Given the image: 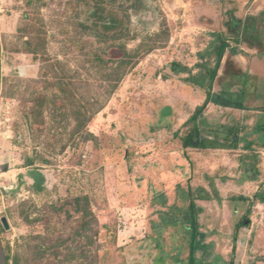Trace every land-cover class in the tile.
<instances>
[{"label":"rangeland","instance_id":"374dc122","mask_svg":"<svg viewBox=\"0 0 264 264\" xmlns=\"http://www.w3.org/2000/svg\"><path fill=\"white\" fill-rule=\"evenodd\" d=\"M21 1L25 7V0ZM44 1L46 6L40 10L47 25L48 56L68 62L80 74V80H88L92 85L85 88L90 90L87 94L105 98L106 85L95 71L89 70L81 46L68 44L71 38L78 41L98 34L84 32L81 26L88 20L92 6L76 0ZM87 2L94 4L93 0ZM107 2L108 11H113L126 29L109 34L117 42L130 50L144 41L152 43L161 38L162 42V34H169V42L144 57L126 76L89 126L94 140L76 142L64 153L48 156L49 165L37 164L47 189L42 194L32 189L35 180L25 166V158L34 155L27 132L16 142L14 124L20 119L23 94L8 98L7 88L1 86L0 230L4 218L10 226L9 230H2V238L14 250L20 237L32 230L46 234L49 227H56L55 235H47L49 245L59 238H71L80 229L82 217L75 212L73 200L88 196L96 219L89 234L92 243L87 248L88 257L77 259L74 264H189L191 228L185 212L189 207L187 192L192 187L205 189V199L197 201V264H264V204L256 203L251 226L241 232L234 251L235 226L248 204L229 200L234 195L253 198L264 186V146L262 133L256 130L264 119V11L252 15L255 0L236 2V16L226 14L225 9L233 6L220 0ZM253 19L262 20L261 33L253 28ZM219 33L225 34L231 48L240 54L234 56L227 51L214 91L229 100L244 101L247 110L211 103L204 115L212 127L245 129L242 135L252 133L248 142L255 144L252 148L242 142L238 149L185 151L181 142L184 125L204 103L205 93L185 82L187 74L175 76L169 67L179 62L197 73L198 54L212 52ZM93 40L96 39L90 41ZM13 58L2 53L3 77L25 80L23 93L27 82L39 78L43 63L27 54L21 60ZM209 62L214 67V55ZM20 65L28 68L27 74L17 72ZM55 145L60 149L62 143ZM256 163L258 177L250 171ZM212 182L220 201L213 196ZM67 201L72 203L61 214L52 213L53 204L60 206ZM25 202L36 203L48 222L25 225L18 216V207ZM11 212H15V220ZM39 215L33 214V218ZM84 243L71 238L67 246L80 255ZM67 246L61 248V260L69 253Z\"/></svg>","mask_w":264,"mask_h":264},{"label":"trees","instance_id":"16d2710c","mask_svg":"<svg viewBox=\"0 0 264 264\" xmlns=\"http://www.w3.org/2000/svg\"><path fill=\"white\" fill-rule=\"evenodd\" d=\"M76 1L81 3L84 1L87 6H92L89 10L88 20L81 26L84 32H96L98 34L89 36L88 39H78V41L71 38L68 44L81 46L80 50L86 56L85 63L89 64V70L95 71V74L99 75L101 83L106 85L107 95H105V98L87 94L90 90L85 88L92 85L88 80H80V74L72 70L68 62L52 60L48 56L47 25L40 10V7L46 6L44 0H25L24 13L16 35L12 39L4 38L2 41L0 40V94L2 85L7 88L5 94L8 98H17L20 94H23L24 98L18 111L20 119L15 122L14 130L16 142L19 141V137L24 134V131L27 132V136L32 141L34 155H28L25 158V166L29 168V175L35 180L32 189L38 194L47 192V189L44 186L45 180L43 175L39 173L37 164L49 165L48 156L62 154L69 147L74 146L76 142L79 144L94 140L95 137L89 131V126L116 93L126 76L135 69L144 57L152 51L164 47L169 42V34H162L161 36H164L162 38L163 43L160 41L161 38H157V40H152V43L144 41L137 49L130 50L126 44L117 42V38L109 35L110 33H122L126 29L124 24L116 17V14L113 11H108L110 8L107 7L109 5L107 0H93V5L87 2L88 0ZM253 20L256 21L253 28L261 33L263 30V27L260 28V25H263L262 20ZM91 38L96 40L90 41ZM216 41L218 43L211 49L212 52L206 51L198 54L200 61L195 66L199 70L197 73L179 62H173L169 67L170 72L175 76L187 74L188 77L185 82L200 88L205 93L204 103L196 108L184 125L185 131L181 137V142L185 151L190 149H238L242 142H246L247 147L252 148L255 144L254 141L248 142V136L252 133L242 135V131L245 129L238 126L219 129L212 127L205 118V110L211 103L228 108L247 110L244 101H232L233 99L224 98V94L219 95L214 91L218 72L227 51L229 50L230 54L234 56L240 54L238 50L231 48L229 39L225 34H217ZM108 51L111 52L110 57ZM2 53L27 54L33 56L36 62L42 61L43 66L40 69L39 78L27 82L28 87L25 88L23 93L25 80L5 79L3 77ZM213 55L216 58L214 67L209 62ZM256 130L257 133H262L261 144L264 146V119H261L258 123ZM59 142L62 143L60 149L55 145ZM38 148L42 150L38 151ZM49 149L51 150L49 151ZM250 171L255 176H260L258 163L253 164ZM211 187L214 189V198L220 201L219 192L213 182ZM204 192L205 189H194L192 187L187 192L189 207L185 215H188V223L191 228L189 264H197L196 253L200 248L197 201L205 199L203 197ZM211 198L209 196L207 199L210 200ZM229 200L235 204L237 202H242L244 205L248 204L245 214L235 226L234 251H236L239 235L251 226V217L256 203L264 204V186L260 187L253 198L234 195ZM70 203L72 202L67 201L60 206L53 204L51 206L52 213L61 214L65 206ZM73 203L76 206L75 212L82 216L80 229L71 237L72 240L82 239L85 242L84 250L80 251V255L67 246L71 240L69 237L66 240L57 239L54 245L48 244L49 236L47 235H55L58 232L56 227L53 229L49 227L51 230H48L46 234L36 233L33 230L28 232L27 235L20 237L16 242V249L14 250L2 238V230L5 231L2 225L0 237L8 264H74L77 259L87 258L90 252L87 248L89 243H92L89 234L93 231L92 224L96 219L90 211L91 200L88 196L76 197ZM37 206L34 202H25L18 207V216L25 225L32 227L37 223L48 222L47 215H41V212L37 210ZM37 213L40 215L33 218V214ZM14 215L15 212H11L12 219L15 218ZM65 246H67L66 249L69 253L64 260H61V256L64 255L61 248ZM82 249L79 248V250ZM86 264L98 263L90 262Z\"/></svg>","mask_w":264,"mask_h":264},{"label":"crops","instance_id":"0c3cea01","mask_svg":"<svg viewBox=\"0 0 264 264\" xmlns=\"http://www.w3.org/2000/svg\"><path fill=\"white\" fill-rule=\"evenodd\" d=\"M239 1L240 0H232V1L231 0H220L221 3L224 2L226 3L227 6L229 4L233 6V8L230 10L225 9L226 14H229L231 16H236V14L238 13L239 5L236 2L239 3ZM244 5H246V3ZM243 8L245 7H241V9ZM24 9H25L24 4L21 0H0V40L1 41L4 38L12 39L16 35L17 29L22 20ZM261 11H264V0H255L254 6L252 8V15L257 14L256 12H261ZM201 29L206 30L204 28H201ZM5 54L7 56L14 57L13 59L15 61L21 60V57H25L26 55V54H8V53H5ZM222 64H223V61H222ZM27 70L28 68L22 65L18 66L17 68V72L19 71V73L24 72L25 74H27ZM218 76H219V72H218ZM225 108H228V107H225ZM230 109H234V108H230Z\"/></svg>","mask_w":264,"mask_h":264},{"label":"water","instance_id":"95a60500","mask_svg":"<svg viewBox=\"0 0 264 264\" xmlns=\"http://www.w3.org/2000/svg\"><path fill=\"white\" fill-rule=\"evenodd\" d=\"M2 223H3L5 230L10 229V226L6 218L2 220ZM0 264H8L1 237H0Z\"/></svg>","mask_w":264,"mask_h":264}]
</instances>
